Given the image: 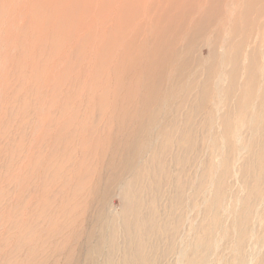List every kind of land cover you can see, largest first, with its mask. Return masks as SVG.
<instances>
[{
  "label": "rangeland",
  "instance_id": "obj_1",
  "mask_svg": "<svg viewBox=\"0 0 264 264\" xmlns=\"http://www.w3.org/2000/svg\"><path fill=\"white\" fill-rule=\"evenodd\" d=\"M12 1L0 0V264H264V126L255 135L251 104H238L241 91L229 104L233 140L218 123L200 125L207 109L188 103L186 117L197 114L192 121L197 119L198 148L188 144L177 157L171 154L184 127L171 125L177 108L172 103L180 97L183 102L194 75L204 74L200 61L209 51L202 50L200 58L193 44L182 52L178 40V48L163 52L161 63L170 60L163 71L168 68V77L185 84L176 101L163 102L159 94L162 66L153 76L130 73L119 88L122 62L127 66L137 58L141 42L153 43L152 23L130 55L115 48L117 66L109 76L99 67V51L108 30L116 39L117 3L109 21L112 5L99 0L97 17L90 13L55 50L52 15L66 4L52 0L37 78L31 66L37 31L26 15L31 0ZM108 81L113 85L106 90L112 91L108 103L115 106L100 108ZM259 103L256 99L254 106ZM154 150L167 160V181L158 169L146 173L145 163L139 167L142 160L156 162Z\"/></svg>",
  "mask_w": 264,
  "mask_h": 264
},
{
  "label": "bare ground",
  "instance_id": "obj_2",
  "mask_svg": "<svg viewBox=\"0 0 264 264\" xmlns=\"http://www.w3.org/2000/svg\"><path fill=\"white\" fill-rule=\"evenodd\" d=\"M53 1H56L57 4L58 3L66 4V6L64 7L65 9L62 10H60L56 6L54 13L52 15V18L53 17L55 18V22L52 25L53 38H54L53 46L55 50H58L61 47H63L66 38H68L70 34H74L75 30L78 29L77 28L78 23H83L87 19H90L89 18L90 13H91V17L95 15V12L99 7L98 4H100V1L97 0V3L95 0L94 2L93 0H53ZM103 1L107 2L109 6L112 5L108 11L109 21L111 20L110 11L112 14L113 6L115 3H117V13H116L117 15L115 18L116 19L115 22L117 24L116 39L115 36L113 37V31L108 30V33L106 34L103 41L104 43L102 42L99 51V56H100L99 67L106 69L109 73V76L112 74V67L117 66L115 64L116 55L114 56L115 48L116 47L123 48V51H126L130 55V52H132L136 48L137 41L141 35V32L147 29L148 22L152 23L153 25V30H152L153 33L151 36V38H153V43L145 45L146 42H141L140 48L137 49V58L131 60L127 66L125 64V61L122 62L124 66L122 65L123 70H121L120 75L118 77L119 88H122L126 84L127 81H125L124 79H128L130 73L136 71L137 73L138 72L142 73V77H144L143 76L144 74L145 75L151 74L153 76L155 75L157 69L162 66L160 68L158 75L161 81L160 85H162V87H159L160 90L159 94L161 95L163 102L165 98H169L168 102L170 101L172 102L173 100L176 101L177 100L176 91L179 88L182 89V87L185 84L179 83L181 82L179 77L178 79L174 78V76L168 77V75L170 74L168 68L167 70L163 71V64H168L170 61L168 60L166 63H161V60L163 59L161 57L163 52L168 47L172 48V51L173 49L178 48L177 47L178 40H179L178 49L182 52L188 50L189 46L193 47V44L199 49L200 58H201L202 50L207 49L209 51L210 56H208L207 59H203L202 57L200 61L202 65L201 70L205 69L204 74L201 75V73L199 72V74L194 75L193 78L194 85L189 90L187 97L184 98L183 102H182V98L180 97L178 99V103L177 101L175 103H172V108L176 106L177 108L175 112H173L174 116H173V120H171V125H173L176 122L177 123L184 122V127L181 129L182 132H179L176 135V137L179 138L180 142L175 148L171 150V154L173 157H177L176 154L178 152H180L181 154L184 150H186L185 146L188 144L194 145L196 148H198L197 146L198 141L196 143L197 138L196 140H194L195 138L194 136L196 135L195 123L197 122V119L192 121L193 118H196L195 115L197 114L195 112H192L186 117L190 109L188 103H197V107L199 111L202 110L203 108H206L207 115L200 121L201 122L200 125H203L208 122L216 125L218 123L221 133L229 141L230 139L233 140L236 137V132L234 129L235 123L233 122L234 120L233 113L229 108V104L235 93L240 90L241 95L238 99V104L241 106H246L247 104H251L250 107L248 108L249 109L248 113H251L253 111V116L255 117V120L254 121L251 120L253 122H250L251 123L250 127L255 133V135H257L256 133L257 126L258 125L264 126V0H103ZM51 2L52 0H31L30 3L28 4L29 5L28 10L26 9L27 10L26 15L30 16V19L32 20L31 24H33L34 30L37 31V34L33 36V40L31 42L32 46L37 45L35 49H36V56L38 57L33 56L32 65H31L32 70H34V74L37 78L41 76L40 73L43 68L42 65L43 61L41 62L40 60L43 58L45 52L44 39L46 34V17H47L45 11H46V7L51 8ZM12 3L14 2L12 1ZM93 9L94 12H92ZM16 19H18V17ZM9 22L10 21H8V23ZM19 22L20 21L18 20V24ZM51 22L52 21H50V23ZM144 24H146V26H144ZM98 26H100V24ZM84 37L86 38V36ZM117 42L119 43V46H117ZM148 46H150V48L148 52H146ZM15 48L17 49L18 45ZM68 50L66 49V51ZM86 51L88 53V49ZM190 51L191 50H189V52ZM145 52L146 55H144ZM119 63L121 62L118 61V64ZM92 66H88V67H92ZM97 69H98V64H97ZM199 69L200 68H198V71ZM88 70L89 73L87 74H90V68ZM140 77L138 78V80L139 81L142 80L143 82L144 78H140ZM93 78L98 80L100 78V73L96 71L93 74ZM174 81H177L178 83ZM22 85L23 84H21V86ZM103 86L104 85H102V87ZM109 86H113V85L108 81L105 87L106 88L105 93L107 94V96L105 98V93H103L99 99L98 106L100 108L102 107L109 108L111 106L112 107L115 106V104L110 106L108 103V99L112 93V91L110 93L109 91L106 92ZM163 89H165L166 92H164ZM193 90L196 91L195 92L196 100L193 97V92H194ZM40 91L42 92V89ZM95 97L96 96H94L93 100L95 99ZM222 99H223V104H222ZM256 99H259L260 103L255 107L254 103ZM109 102L111 103V100ZM94 104L95 102L93 103V105ZM73 106L75 105L73 104ZM90 106L91 103L89 104V107ZM64 107L66 109L68 105L65 104ZM186 107H188V110L183 111L184 108ZM223 107L225 108V114L221 115V111ZM73 108L70 107V109ZM94 108H97V106L96 107L94 106ZM124 113H128V112H124ZM113 114L115 115V113ZM125 117L127 116L125 115ZM164 134H169V133L167 131ZM171 136L174 135L171 134ZM213 148L219 152V138L217 137H215ZM150 153H152V156L156 158V162H152L150 159H148V161L142 160L139 167L143 168L142 165L143 163H145L146 167H144L145 168L144 170L146 171V173L148 171H152L153 169H158L159 172H161L162 176L164 175L163 179L165 181L170 179L171 174L169 173V170L166 167L167 160L158 150H154L153 152L150 151Z\"/></svg>",
  "mask_w": 264,
  "mask_h": 264
}]
</instances>
